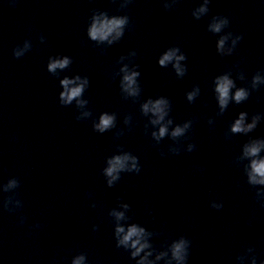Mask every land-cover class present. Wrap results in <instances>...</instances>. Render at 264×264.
Segmentation results:
<instances>
[{
  "label": "clouds",
  "instance_id": "clouds-1",
  "mask_svg": "<svg viewBox=\"0 0 264 264\" xmlns=\"http://www.w3.org/2000/svg\"><path fill=\"white\" fill-rule=\"evenodd\" d=\"M209 0H204V6H201L199 8V13L197 14V18H199V14H205L209 12ZM128 23V17H113L112 19H95L92 23V26L87 30V35L90 37L93 41H105L107 40L109 44L113 42L114 39H117L121 36H123V27L125 24ZM229 23V20L227 17L224 16L223 19H220L218 23H212L210 25V30L215 33H219L221 31V28ZM113 33L115 35L113 36ZM110 36H113V39H109ZM242 39L241 36H237V40L240 41ZM235 43V42H234ZM224 39H221L219 41L218 47H223ZM179 49L174 48L166 53L159 59V65L166 66L169 62H172L173 59H175L176 63L174 65L176 72L178 75H184V70L181 69L179 61L185 59L183 55L177 56L176 52ZM20 53L16 52L14 56L16 58L20 57ZM70 63V60L67 56H65L63 59H56L53 60L51 63L47 65L48 72L55 73L57 69H64L66 68ZM123 71L127 72V69H123ZM138 72H131V74H125L123 77V80L126 82L123 87L124 90L127 91L130 95H136L137 89L133 88L132 86L136 83V76H138ZM255 79H259V77H256ZM76 80H80V77L77 76ZM59 83L63 86V91L59 93V100L61 102V105H68L70 104L74 99L77 97H80L81 94L84 91L85 85L89 83L88 78L86 77L84 80L80 82L78 86L70 87L74 83L72 79L64 78L59 81ZM234 87L233 81L228 79L227 76L220 77L217 80V87L215 91L219 94V104L221 108H224L227 106L229 98H230V89ZM195 92H191L187 94L188 101H193ZM248 93L244 89H238L235 93L234 99L237 104H239L241 101H244L248 99ZM88 101L81 100L78 101L79 105H83L87 103ZM166 101L163 99H158L155 101V103H152L150 100L148 103L143 105V111L145 113L151 111L154 114L158 115V119L154 120L153 123H159L160 120L164 119L165 116V107ZM151 105V107H149ZM85 115H88V113H85ZM244 116L245 113L241 112L239 119H237L232 126L231 131L233 133H247L249 131H252L256 126V121L254 120L252 124L244 126ZM78 119V118H77ZM171 123V121H169ZM114 126V116L103 114L100 116V120L98 124L94 125L93 130L98 133H105L109 129H111ZM189 127V124H185L184 127H176L175 130L171 133L173 137L180 136L184 129ZM166 127H161L159 129V135L157 136V139L160 137L165 136L167 133ZM121 133H117V135H120ZM153 136H156V133L152 134ZM193 148H195V145H190L189 151H191ZM260 152V145L258 143H253L250 147L246 146L245 153L249 156H257V154ZM131 159L133 161L131 169L126 168V161ZM136 157H132L130 155H124V156H115L112 159L108 160V167L104 170V174L107 177H110L108 180V185L111 187L113 186V182L120 179L119 173L121 171H132V169H135L136 173L140 172V168L136 165ZM252 171L249 174V182L252 184H262L264 185V159H257L252 162L251 165ZM259 177V179H257ZM13 184L16 183V181L12 182ZM264 206V204H262ZM125 208L128 207V205H124ZM211 207L215 209H219L222 207V204H213ZM113 215L117 217V219L123 218V213L120 212H113ZM21 223H23V219L21 220ZM38 226V225H37ZM96 226H93V229L95 230ZM125 233L124 227H117L115 229V235L118 237L120 234ZM144 234V229L137 227L135 225L128 228L126 234L123 235V238L119 240V242L116 244L117 248H120L121 245L127 247H130L131 249H134V251L131 252V257H137L140 255L143 249L148 247L147 244L141 243L140 237ZM191 241L189 239L181 238L179 242H176L172 245V256L177 261L184 262L188 260L189 252L186 249V245L190 243ZM83 257H80L76 261H74V264H80V260H82ZM145 259H141L139 261V264H145ZM253 264H255V261H253Z\"/></svg>",
  "mask_w": 264,
  "mask_h": 264
}]
</instances>
